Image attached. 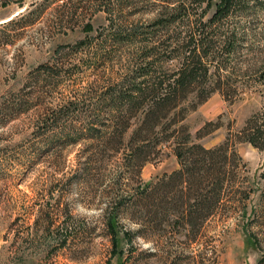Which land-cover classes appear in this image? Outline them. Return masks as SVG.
<instances>
[{
    "label": "rangeland",
    "instance_id": "374dc122",
    "mask_svg": "<svg viewBox=\"0 0 264 264\" xmlns=\"http://www.w3.org/2000/svg\"><path fill=\"white\" fill-rule=\"evenodd\" d=\"M4 1L6 5H0V24L31 9L32 2L35 8L42 7V13L31 20L33 24L19 31L21 35L14 45L0 53V103L23 96L33 105L9 113L0 110V264H264V218L258 216L262 206L259 194L264 187L261 177L264 151L247 143L232 147L245 163L242 175L253 191L247 202L248 215L254 208L256 216L237 220L230 209L222 210L203 223L194 241L179 234L174 224H167L160 234L143 230V237H133V248L122 242L123 251H111L104 215L114 188L110 174L124 161L123 155L106 150L98 175L82 177L76 171L85 157L98 156L103 145L99 139L87 137L83 130L86 119L99 105V95L103 91L129 89L125 84L129 73L126 69L133 66L128 53L134 48L118 46V55H113L115 47L104 37L112 26L125 30L132 26L139 33L146 32L160 8L157 0H130L122 5L112 0L110 14L88 5L87 11L79 10L74 17L67 14L63 29H56L54 23L65 10L62 0H0V3ZM76 2L85 6L84 0ZM219 2L207 0L198 13L208 20ZM249 4V18L229 19L230 25L248 31L246 47L253 45V52L244 50L236 62L240 73L237 86L264 89V84L254 78L259 65L250 67L254 61H264V0H251ZM68 20L71 23H66ZM85 24L91 31H85ZM81 41L88 45L77 46ZM43 65L53 68L52 72L47 71L49 75L43 73ZM169 65L174 69L177 63ZM246 68L250 71L242 74ZM30 92L32 95L27 97ZM64 107L74 109V115L65 117L61 125L75 128L83 135L75 142H67L60 135L54 138L36 132L41 116ZM261 108L257 95L230 105L216 92L189 113L183 125L193 143L211 149L227 136L233 137L244 121ZM217 121L222 125L219 129L197 138V132L206 123ZM129 134L130 131L126 139ZM173 147V140L160 145L159 153L141 167L142 184L155 183L179 168ZM56 159L60 163L65 160L69 168L58 170L54 166ZM76 164L77 167H72ZM123 183L124 189L136 188V176H128ZM125 214L120 223L135 229L133 216ZM248 234L258 243L257 249L245 243Z\"/></svg>",
    "mask_w": 264,
    "mask_h": 264
},
{
    "label": "trees",
    "instance_id": "16d2710c",
    "mask_svg": "<svg viewBox=\"0 0 264 264\" xmlns=\"http://www.w3.org/2000/svg\"><path fill=\"white\" fill-rule=\"evenodd\" d=\"M62 1L65 10L62 17L54 22L56 29L65 28L63 19L67 14L74 17L79 10L87 11L88 5L110 14L109 6L113 3L112 0H84V6L79 5L77 0ZM116 1L119 5L130 2ZM206 1L157 0L160 8L146 32L139 33L132 26L128 31L112 26L104 37L110 46L115 47L113 55H118V46L132 45L134 48L128 53L133 66L126 69L129 73L125 84L129 89H113L99 95V105L86 119L83 130L87 137L99 139L103 145L98 156L85 157L76 171L82 177L91 173L98 175L106 159V150L123 155L124 161L115 166L110 174L114 188L104 212L105 235L109 238L111 251H123L122 242L133 248L135 235L143 237V230L147 229L160 234L167 224H174L180 230L179 234L194 241L203 223L225 209H230L232 217L237 220L258 214L252 208L248 215L247 202L253 191L242 175L245 163L232 149L236 143H247L264 151V89H239L237 86L240 73L236 70V62L244 50L252 53L253 45L246 47L248 31L229 24L232 17L243 18L244 21L249 18L247 9L251 0H220L211 17L204 20L198 10ZM0 5L5 6L6 1ZM19 5L23 7L22 3ZM30 7L25 13L0 24V53L15 44L21 35L19 31L33 24L32 19L40 17L42 7L35 8L33 2ZM70 20L66 23H71ZM84 29L91 31L88 24L84 25ZM86 45L88 42L81 41L77 46ZM56 60L60 62L59 58ZM254 62L250 63V67L261 65L256 69L255 81L264 84V61L259 59ZM170 63H177V66L170 69ZM51 69L49 65L42 66L45 75H49L47 71L52 72ZM249 71L246 68L242 74ZM216 92L230 105L257 95L261 98L262 108L253 112L233 137L227 136L220 145L206 149L191 141L183 122L189 113ZM31 95L30 92L27 97ZM101 103L104 105L101 106ZM29 106H33L32 103L18 96L0 103V110L9 113L26 110ZM63 109H51L47 115L41 116L36 132L54 138L60 135L64 141L75 142L83 134L60 122L69 114L73 116L74 109ZM218 118L220 120L222 116ZM219 122L206 123L197 132V138L219 129L222 126ZM211 127L212 130H209ZM172 140L179 168L155 183L142 184L139 179L141 167L159 153L160 145ZM54 166L58 170L69 168L65 160L60 163L58 159ZM72 167H77V164ZM133 175L137 179L136 188L124 189L123 182ZM261 177L264 178V170ZM259 203L262 206L258 216L264 218V187L260 190ZM123 212L133 216L131 220L136 225L135 229L122 226L120 218ZM245 243L258 248V243L250 234L245 236Z\"/></svg>",
    "mask_w": 264,
    "mask_h": 264
}]
</instances>
